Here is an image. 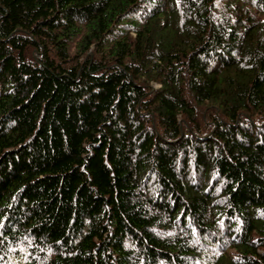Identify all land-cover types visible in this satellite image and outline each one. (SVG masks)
<instances>
[{
	"label": "trees",
	"instance_id": "trees-1",
	"mask_svg": "<svg viewBox=\"0 0 264 264\" xmlns=\"http://www.w3.org/2000/svg\"><path fill=\"white\" fill-rule=\"evenodd\" d=\"M0 264H264V0H0Z\"/></svg>",
	"mask_w": 264,
	"mask_h": 264
}]
</instances>
